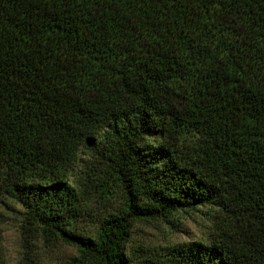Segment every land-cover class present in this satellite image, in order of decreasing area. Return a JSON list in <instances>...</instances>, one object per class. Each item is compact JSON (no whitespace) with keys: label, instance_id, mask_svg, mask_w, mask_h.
<instances>
[{"label":"trees","instance_id":"obj_1","mask_svg":"<svg viewBox=\"0 0 264 264\" xmlns=\"http://www.w3.org/2000/svg\"><path fill=\"white\" fill-rule=\"evenodd\" d=\"M202 209L164 264H264V0H0V212L132 264L136 224Z\"/></svg>","mask_w":264,"mask_h":264},{"label":"rangeland","instance_id":"obj_2","mask_svg":"<svg viewBox=\"0 0 264 264\" xmlns=\"http://www.w3.org/2000/svg\"><path fill=\"white\" fill-rule=\"evenodd\" d=\"M15 211L0 212V264H76L74 248L27 238L18 210ZM206 214L205 209L191 214L177 213L173 226L162 220L136 224L128 244L132 264H164L168 248L205 242L210 233ZM79 227L88 235L94 233V224L88 218Z\"/></svg>","mask_w":264,"mask_h":264}]
</instances>
